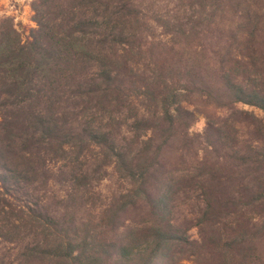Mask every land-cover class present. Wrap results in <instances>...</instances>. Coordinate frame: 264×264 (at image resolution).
<instances>
[{
    "label": "trees",
    "instance_id": "trees-1",
    "mask_svg": "<svg viewBox=\"0 0 264 264\" xmlns=\"http://www.w3.org/2000/svg\"><path fill=\"white\" fill-rule=\"evenodd\" d=\"M30 8L0 15V264H264V0Z\"/></svg>",
    "mask_w": 264,
    "mask_h": 264
},
{
    "label": "rangeland",
    "instance_id": "rangeland-1",
    "mask_svg": "<svg viewBox=\"0 0 264 264\" xmlns=\"http://www.w3.org/2000/svg\"><path fill=\"white\" fill-rule=\"evenodd\" d=\"M30 3H31V0H8L7 5L0 6V15H10V16L14 17V19L16 21H21V19L24 18V16L22 15V12L24 11L23 6L28 5V7H29V10L27 13L28 15L25 17V19L29 20L31 18V15H32ZM20 16H23V17L20 18ZM25 25H29V24L25 23ZM32 25H33V23H32ZM243 108H248V107L243 106ZM203 125H204V119H203V117H199L197 122L193 125L192 130L193 131H200L202 129ZM190 233L193 237L196 236L195 229H191Z\"/></svg>",
    "mask_w": 264,
    "mask_h": 264
},
{
    "label": "crops",
    "instance_id": "crops-1",
    "mask_svg": "<svg viewBox=\"0 0 264 264\" xmlns=\"http://www.w3.org/2000/svg\"><path fill=\"white\" fill-rule=\"evenodd\" d=\"M7 2H8V0H0V6H3V5H7ZM23 9H24V11L22 12V15L24 16V18H22L23 16H20V18H22L21 19V21H22V23H28L29 25H32V22H31V20L29 19V20H26L25 19V17L28 15L27 13H28V10H29V7H28V5H24L23 6ZM31 12V11H30ZM32 13V12H31ZM21 15V14H20Z\"/></svg>",
    "mask_w": 264,
    "mask_h": 264
}]
</instances>
